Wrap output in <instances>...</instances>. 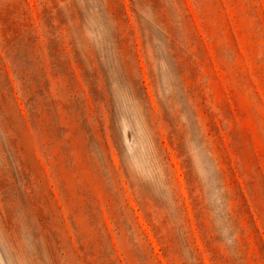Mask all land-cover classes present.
Masks as SVG:
<instances>
[{"label":"rangeland","instance_id":"1","mask_svg":"<svg viewBox=\"0 0 264 264\" xmlns=\"http://www.w3.org/2000/svg\"><path fill=\"white\" fill-rule=\"evenodd\" d=\"M0 264H264V0H0Z\"/></svg>","mask_w":264,"mask_h":264}]
</instances>
